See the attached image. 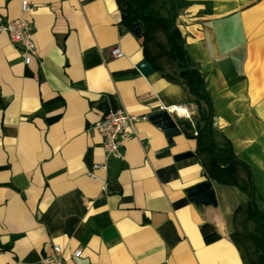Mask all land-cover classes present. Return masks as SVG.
Segmentation results:
<instances>
[{
    "label": "crops",
    "instance_id": "obj_1",
    "mask_svg": "<svg viewBox=\"0 0 264 264\" xmlns=\"http://www.w3.org/2000/svg\"><path fill=\"white\" fill-rule=\"evenodd\" d=\"M28 1L37 50L28 65L0 31V264H39L54 245L67 264H254L235 233L245 194L209 178L193 138L169 140L147 120L163 108L181 131L180 120L192 121L170 109H197L181 80L161 75L174 66L137 69L151 55L115 0ZM166 1L210 93L215 147L228 140L249 166L264 211V0ZM20 5L0 0V22L20 17ZM118 108L146 118L123 158L105 161L94 124ZM205 179L215 206L187 196Z\"/></svg>",
    "mask_w": 264,
    "mask_h": 264
},
{
    "label": "trees",
    "instance_id": "obj_2",
    "mask_svg": "<svg viewBox=\"0 0 264 264\" xmlns=\"http://www.w3.org/2000/svg\"><path fill=\"white\" fill-rule=\"evenodd\" d=\"M118 8L127 16L122 22L129 27L133 22H138L144 33L140 37L143 48L146 49L148 34L153 28L161 29L167 40V56L175 64L174 73L162 72L161 75L170 81L181 80L187 87L194 104L197 106L198 117L193 121H179L181 127L195 136L196 154L205 153L208 156V176L211 180L223 185L236 186L247 197L246 207L239 204L234 215L238 212L245 214L246 220L253 223L252 229H245L242 237L253 248L255 264H264V211L256 204V189L252 182V174L249 166L237 158L228 140H225L220 148L215 147L212 124L214 108L210 93L207 89L204 77L190 57L185 47V38L176 27L170 17V11L166 0H115ZM155 68V57H144ZM241 168L246 178H236L237 169ZM236 233V232H235Z\"/></svg>",
    "mask_w": 264,
    "mask_h": 264
},
{
    "label": "built area",
    "instance_id": "obj_3",
    "mask_svg": "<svg viewBox=\"0 0 264 264\" xmlns=\"http://www.w3.org/2000/svg\"><path fill=\"white\" fill-rule=\"evenodd\" d=\"M30 10L31 6L29 1L21 0V16L0 22V31L6 32L10 41L18 46L25 65H28L32 57L37 55L32 26L23 16V14ZM110 54L115 58H122L124 56L122 50L118 46L113 47L110 50ZM145 118V116L131 114L124 108H118L110 110L94 124V128L103 138L105 161L111 158H123L122 146L124 142L135 135L134 126L136 122ZM98 168L105 170L107 165L105 162L103 164H94L93 170ZM93 170L88 171L87 176L93 177ZM72 255L74 257H79L81 255V250H74ZM39 264H67V262L64 259L62 249L54 245L51 253L40 258Z\"/></svg>",
    "mask_w": 264,
    "mask_h": 264
},
{
    "label": "water",
    "instance_id": "obj_4",
    "mask_svg": "<svg viewBox=\"0 0 264 264\" xmlns=\"http://www.w3.org/2000/svg\"><path fill=\"white\" fill-rule=\"evenodd\" d=\"M127 16L126 13H122L121 17L124 19ZM128 30L131 31L136 38H140L144 31L138 22H133ZM137 69L144 75L154 72V66L147 60L143 59L137 63ZM147 120L158 129L169 139L183 133L187 138H192L195 134H190L187 131H181L177 126L175 120L172 118L170 113L163 108H159L149 114ZM194 153L191 151L183 152L174 156V160L179 161L186 158L193 157ZM187 196L189 199L197 205H212L217 204L214 190L211 188V181L205 179L200 183H197L187 188Z\"/></svg>",
    "mask_w": 264,
    "mask_h": 264
},
{
    "label": "rangeland",
    "instance_id": "obj_5",
    "mask_svg": "<svg viewBox=\"0 0 264 264\" xmlns=\"http://www.w3.org/2000/svg\"><path fill=\"white\" fill-rule=\"evenodd\" d=\"M166 43H167V40H166L165 33L161 29L153 28L150 31V33L148 34V40H147L146 46H147V49H149L150 55L152 57H155L156 60L161 59L162 64L165 68H169V66H174L173 71L169 70L170 73L173 74L175 71V64L168 58V56L166 54V52H167V44ZM192 108H193L192 109L193 114L190 116V118L193 121L194 119H196L198 117V114H197L196 107L193 106ZM235 191H237V190L235 189ZM238 195H239V200L241 201V205H242L243 209H245V207H246L245 203H246L247 197H246V195L244 196V195H241L240 193ZM245 214L243 211L240 214H238L234 219L235 228L237 229L236 234L242 240V251H243L244 256L247 257V259L253 261L255 255L253 253L252 245L242 237V232L245 229H252L253 228V223L246 220Z\"/></svg>",
    "mask_w": 264,
    "mask_h": 264
},
{
    "label": "bare ground",
    "instance_id": "obj_6",
    "mask_svg": "<svg viewBox=\"0 0 264 264\" xmlns=\"http://www.w3.org/2000/svg\"><path fill=\"white\" fill-rule=\"evenodd\" d=\"M173 112L177 113L180 116H191L192 112L187 109L185 106L182 105H178V106H174L172 108H170Z\"/></svg>",
    "mask_w": 264,
    "mask_h": 264
}]
</instances>
